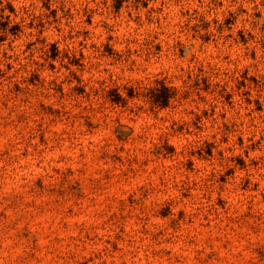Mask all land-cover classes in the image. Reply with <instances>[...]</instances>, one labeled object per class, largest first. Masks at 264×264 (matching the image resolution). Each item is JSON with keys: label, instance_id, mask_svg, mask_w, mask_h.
<instances>
[{"label": "rangeland", "instance_id": "rangeland-1", "mask_svg": "<svg viewBox=\"0 0 264 264\" xmlns=\"http://www.w3.org/2000/svg\"><path fill=\"white\" fill-rule=\"evenodd\" d=\"M0 264H264V0H0Z\"/></svg>", "mask_w": 264, "mask_h": 264}, {"label": "trees", "instance_id": "trees-1", "mask_svg": "<svg viewBox=\"0 0 264 264\" xmlns=\"http://www.w3.org/2000/svg\"><path fill=\"white\" fill-rule=\"evenodd\" d=\"M162 90H166L165 87L159 88V90L151 91V98L154 104L165 106L167 104L168 96L165 94L162 95Z\"/></svg>", "mask_w": 264, "mask_h": 264}]
</instances>
